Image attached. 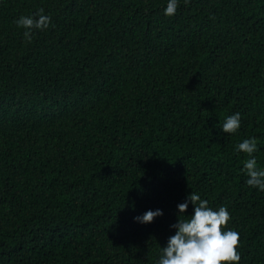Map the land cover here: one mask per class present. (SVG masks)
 I'll list each match as a JSON object with an SVG mask.
<instances>
[{
  "label": "trees",
  "instance_id": "16d2710c",
  "mask_svg": "<svg viewBox=\"0 0 264 264\" xmlns=\"http://www.w3.org/2000/svg\"><path fill=\"white\" fill-rule=\"evenodd\" d=\"M167 4L0 0V264H158L193 192L227 207L239 264H264L237 150L255 138L264 169V0ZM41 8L28 43L15 21Z\"/></svg>",
  "mask_w": 264,
  "mask_h": 264
},
{
  "label": "clouds",
  "instance_id": "9594fccd",
  "mask_svg": "<svg viewBox=\"0 0 264 264\" xmlns=\"http://www.w3.org/2000/svg\"><path fill=\"white\" fill-rule=\"evenodd\" d=\"M188 0H185L187 3ZM178 0H168L165 15L171 17L177 12ZM23 28L26 42L31 43L34 30H46L51 23V16L44 14L41 8L33 15H22L15 21ZM241 127L239 113L228 117L222 126L227 134L236 133ZM237 150L247 154L244 161V172L247 184L264 191V169L258 167L254 153L258 150L255 138L244 139ZM194 206V215L185 218L180 215L178 223L173 227L176 234L169 238L167 247L162 248L158 264H239L241 260L238 251L240 236L237 231L226 230L231 220L227 207L221 206L213 210L207 200L193 192L188 198ZM188 202L178 205L181 214L188 210ZM160 210L148 211L138 221L150 224L156 217L162 216Z\"/></svg>",
  "mask_w": 264,
  "mask_h": 264
}]
</instances>
